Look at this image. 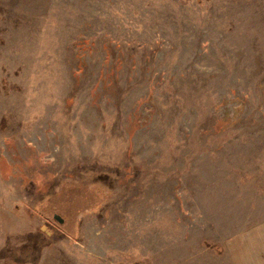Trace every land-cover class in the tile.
Masks as SVG:
<instances>
[{
    "label": "rangeland",
    "instance_id": "obj_1",
    "mask_svg": "<svg viewBox=\"0 0 264 264\" xmlns=\"http://www.w3.org/2000/svg\"><path fill=\"white\" fill-rule=\"evenodd\" d=\"M263 219L264 0H0V264H264Z\"/></svg>",
    "mask_w": 264,
    "mask_h": 264
},
{
    "label": "crops",
    "instance_id": "obj_2",
    "mask_svg": "<svg viewBox=\"0 0 264 264\" xmlns=\"http://www.w3.org/2000/svg\"><path fill=\"white\" fill-rule=\"evenodd\" d=\"M228 239H238L237 248L243 255L251 254V252L261 249L262 245H264V219L250 226L247 230L233 235ZM252 242H259L262 244L254 246L250 244ZM255 257L260 259L259 256H254L253 258Z\"/></svg>",
    "mask_w": 264,
    "mask_h": 264
},
{
    "label": "water",
    "instance_id": "obj_3",
    "mask_svg": "<svg viewBox=\"0 0 264 264\" xmlns=\"http://www.w3.org/2000/svg\"><path fill=\"white\" fill-rule=\"evenodd\" d=\"M56 217H57V219H58L60 222H63V221H64V219H63L59 214H57Z\"/></svg>",
    "mask_w": 264,
    "mask_h": 264
},
{
    "label": "flooded vegetation",
    "instance_id": "obj_4",
    "mask_svg": "<svg viewBox=\"0 0 264 264\" xmlns=\"http://www.w3.org/2000/svg\"><path fill=\"white\" fill-rule=\"evenodd\" d=\"M56 213H53V218L55 219V220H57L58 222H60L58 219H57V217H56ZM60 223H62V222H60Z\"/></svg>",
    "mask_w": 264,
    "mask_h": 264
}]
</instances>
